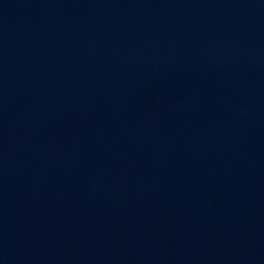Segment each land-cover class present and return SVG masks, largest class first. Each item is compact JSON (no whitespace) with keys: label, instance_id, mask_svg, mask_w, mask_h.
Masks as SVG:
<instances>
[{"label":"water","instance_id":"1","mask_svg":"<svg viewBox=\"0 0 264 264\" xmlns=\"http://www.w3.org/2000/svg\"><path fill=\"white\" fill-rule=\"evenodd\" d=\"M0 264H264V0H0Z\"/></svg>","mask_w":264,"mask_h":264}]
</instances>
